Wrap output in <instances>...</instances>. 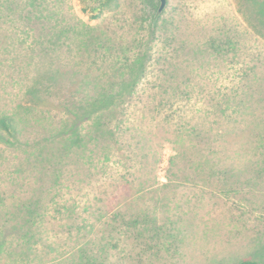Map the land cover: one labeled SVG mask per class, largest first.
I'll list each match as a JSON object with an SVG mask.
<instances>
[{
	"label": "trees",
	"instance_id": "16d2710c",
	"mask_svg": "<svg viewBox=\"0 0 264 264\" xmlns=\"http://www.w3.org/2000/svg\"><path fill=\"white\" fill-rule=\"evenodd\" d=\"M100 12L92 17H99ZM57 13L47 0H0V264H17L31 257L41 261L49 256L61 257L62 261L57 260L55 264H123L127 260L129 264L140 260L142 264H160V257H155L157 252L152 249H138V260L132 258L131 251V256L124 254L119 263L110 258L109 250L111 246L119 247L120 237L128 242L135 232L152 229L154 221L149 213L157 211L161 203L157 201L150 207V201L144 200L146 191H161L168 183L157 180L158 186L150 187L151 179L148 174L144 175L141 165L140 170L135 164L117 160L125 169L123 175L130 178L121 177L125 190L117 188L115 195L104 200L96 198L95 203L93 198H84L87 178L96 177L100 171L110 173L108 161L122 149L120 142L125 129H118L121 122L115 121L116 97L127 89L126 81L130 79L126 80L121 72L123 65L117 68L120 82H113V86L103 83L102 77L84 66V59L77 58L61 67L51 53L67 47L70 41L73 43L70 38L73 27L70 23H61L55 16ZM171 15L159 25L163 49L174 42V29L180 26ZM7 21L13 25L5 26ZM31 30L40 33L37 41L42 45L40 50L45 51L46 63L40 67L37 60L41 55L36 47L22 55L27 56L24 58L17 56L16 51L11 52L15 43L32 36ZM230 32L228 28L225 34L209 39L211 52H182L175 47L163 56L159 50L156 63L162 60L166 64L187 53L195 56L206 53L209 59L217 61L216 70L210 63L204 70L218 75L209 94L193 83L190 76L180 80V67L172 64L174 61L160 69L165 81L174 82L168 86L174 91L170 96L201 101L202 107L197 112L202 114L203 122H209V125H193V129H178L181 132L175 141L177 151L170 162L172 168L188 162L187 168L180 166L174 174L180 175L184 183H204L202 188H209L205 182L212 186L211 182L216 180L226 190L235 179L234 185L240 190L236 187L234 191L241 199L264 211V49L250 51L240 67L224 65L222 68L221 63L233 65L242 56ZM18 33H23L26 39L16 37ZM86 37L88 42L87 34ZM48 42L52 44L50 49L43 47ZM87 42L85 38L81 43L87 47ZM79 50L86 49L79 44ZM245 56L242 57L245 59ZM144 58L145 54L138 56L135 66L130 67L133 81L143 74ZM220 77H226L228 82L217 85ZM66 84H77L72 99L64 101V97L57 103L45 96L51 87L63 89ZM165 103L162 97L158 105ZM56 110L63 111L66 117L57 121ZM91 118L92 121L85 122ZM138 131L132 135L138 140L129 143L133 153L123 156L133 158L141 152L149 159L156 155L152 134L147 129ZM175 206L179 207L178 203ZM175 206L167 209L168 221L153 227L161 241L159 249L175 245L178 251L187 245L194 255L202 254L200 260L206 264H264L261 261L264 260V237L258 236L263 230L261 227L257 226L250 250L246 249L253 258H242V242L248 240L250 232L240 224L237 213H231L228 222L216 217L199 232L191 228L195 225L194 215L184 220L183 212H173ZM224 223L239 233L237 238L228 237L233 240L229 245L234 250L226 252L225 246L219 250L225 253L212 251L208 243L201 241L202 237L209 239L215 248L219 237L224 240L225 236L234 234L227 227V232L221 233ZM69 242L75 249L65 256L63 250L69 252L64 249ZM147 252L150 253L146 257Z\"/></svg>",
	"mask_w": 264,
	"mask_h": 264
},
{
	"label": "rangeland",
	"instance_id": "374dc122",
	"mask_svg": "<svg viewBox=\"0 0 264 264\" xmlns=\"http://www.w3.org/2000/svg\"><path fill=\"white\" fill-rule=\"evenodd\" d=\"M47 1H49L50 7L58 12L55 16L61 23H70L73 27L70 36L73 39V43L70 41L71 44L67 47L65 46L62 49H58L55 53H51L55 61L59 60L58 64L61 67L68 65V63L77 58L84 59V66L90 67L92 73L102 77L100 80L103 83L113 86V82H120L118 73L120 70L117 68L123 65L121 72L126 80L130 79L126 81L128 84L127 89L119 97H116L117 116H115V121L121 122L118 129H125L123 140L120 142L122 149L120 154L114 155L108 161L110 173L100 171L93 178L84 176V178L88 177L87 179L89 180L87 195L84 198H93L95 203L96 198L104 200L115 195L118 191L115 190L117 188H119V191L121 189L122 191L125 190L122 187V183H120L124 181L121 177L130 178L123 175L125 169L117 160L135 164L138 168L141 165L144 175L148 174L151 179L150 184L152 186L150 187L158 186L157 182H155L157 180L169 184L161 191H152V189L146 191L147 195L144 200L150 201V207L154 206L157 201L161 203V207L157 211H150L149 213L150 219H152V222L154 221V228L167 219L170 214L168 210L171 209V206H175V203H178L179 207L176 208L175 206L173 212H179L180 214L183 212L184 220L194 215L195 225L191 228L199 232L205 229L206 224L213 221L214 218L222 217L228 222L229 215L237 213L241 218L240 224L250 232L248 240L242 242L244 250L241 257L253 258L249 251V246L251 247L249 244L255 237L254 234L258 230L257 226L263 229L262 232H258V236L264 237V211H261L256 204L253 205L241 199L242 196L234 191L237 189L236 187H239L234 185L236 184L234 183L235 179L231 186L228 185L226 190H229V192L226 193V190H222L216 180L211 182L212 186L205 182V186H209V188H202L204 183H184L180 175L174 174L180 166L187 168L188 162L185 161L176 168H172L170 162L171 157L177 151V143L175 141L177 135L181 132L178 129H193V125H209V122H203L202 114L197 112L202 107L201 101H195L193 98H182L181 96H170V93H174V91L168 86L174 82L167 79L165 81L160 75L161 70L166 67V64L174 61L172 64L180 67V73L182 74L180 80L183 81V78L190 76L193 83L198 85L204 93L209 94L218 75L216 73L211 74L209 71L205 73L204 70L210 64L215 69L214 65L217 61L213 58L209 59L206 53L197 54L198 56L187 53V55L178 56L166 64H163L164 61L162 60L161 63H156V58L160 55L159 50L163 56H166V51L169 54V51H172V48L175 47H179L180 50H183L182 52L188 50H206L211 52V40L209 39L225 34L227 29L231 28L229 35L237 41V48L241 55L246 56L245 59L242 56L239 57L233 65L225 61L219 66L224 68V65L235 67L244 65L250 51L256 52L264 49V0H167L162 10H159L160 0ZM98 11H101L99 17H92V14ZM171 14L174 16L175 23H179L180 26L174 29L176 34V38L173 39L174 42L170 46H165L164 49L166 50L163 51L162 42L159 41V25L162 24L163 18H168ZM10 25H13V23L5 22V26ZM31 31L32 36H28L27 39L23 33H20L21 35L18 33L19 36L16 35V37H20L22 40L26 39V41L15 43L14 47L11 48V52L16 51L17 56L24 58L27 56L22 55H27L33 46L36 47L38 54L41 55L37 60L40 67L46 63L43 60L45 51L40 50L42 45L37 41L40 33L35 30ZM86 34L88 35V42ZM96 37L99 38L98 41H94ZM85 38L88 43L87 47L81 43ZM79 44L86 50H79ZM43 47L50 49L52 44L48 42ZM181 47L183 48L181 49ZM143 54H145L143 74L133 81L130 67L135 66L136 58ZM46 56L51 57L48 53ZM167 59L170 58L167 57ZM127 64H130V66ZM224 82H228V79L220 77L217 85ZM63 87L62 89L59 86L56 88L57 90L51 87L45 96L57 101V103L61 102L64 97H66L63 99L64 101L72 99L77 84H66ZM204 96L206 97V95ZM162 97L165 98L166 103L161 106L158 103ZM193 97L200 99L197 95H193ZM201 100L203 101V99ZM104 112L110 111L106 110ZM195 112L196 116H193ZM55 116L57 121L66 117L63 111L57 110ZM90 121H92V118L85 122L89 123ZM139 129L150 131L152 134L151 139L155 142L156 155L154 154L149 159H145L141 152L135 154L133 158L126 157L128 154L133 153L131 151L133 146L129 145V143L138 140L137 137H132V135L139 132ZM227 179L231 181L226 176ZM241 186L243 185L241 184ZM238 190H240V187ZM253 199L256 200V198ZM107 201L110 203L109 200ZM173 217L175 216L173 215ZM227 224L224 223L222 225L221 233L227 232V227L234 234L225 236L224 240L219 237L220 239L215 243V248L211 241L207 238L205 239L204 236L201 241L204 244L208 243L207 246H210L209 249L212 251L219 252L225 246L226 252L230 251L231 248L234 250L229 245L233 240L228 239V237L237 238L239 233H237V229H231ZM153 227L144 231L145 233L142 231L139 234L135 232V236H131L128 242L124 237H120L121 243L119 242V247H110V258L114 262L119 263L124 254L127 255L128 253L130 255L132 251L134 256L132 258L138 260L136 251L143 247V249L155 250L157 252L155 257H160L158 259L160 264H206L200 260L202 259L200 258L202 254L200 256L194 255L187 245H183L178 251L175 249V245H169L166 249H159L161 241H159L158 232ZM194 230L191 231V234L194 233ZM64 236H66L65 233ZM123 242L128 244H123ZM66 245L64 249H68L69 252H65L62 249L65 256L75 249L72 242ZM91 245L96 247L97 244L92 242ZM41 247L39 246L38 248L41 249ZM199 251L196 253H199ZM145 252H142V254ZM149 253L147 252L145 256L147 257ZM60 258H51L49 256L48 259L44 258L41 261L34 259V257L24 259L27 264H34V262L35 264H55L57 260L62 261ZM140 261H132L130 264H142ZM25 262L19 261L17 264H25ZM123 264H129L128 260L123 262Z\"/></svg>",
	"mask_w": 264,
	"mask_h": 264
},
{
	"label": "water",
	"instance_id": "95a60500",
	"mask_svg": "<svg viewBox=\"0 0 264 264\" xmlns=\"http://www.w3.org/2000/svg\"><path fill=\"white\" fill-rule=\"evenodd\" d=\"M167 0H160L159 10H162L166 5Z\"/></svg>",
	"mask_w": 264,
	"mask_h": 264
}]
</instances>
